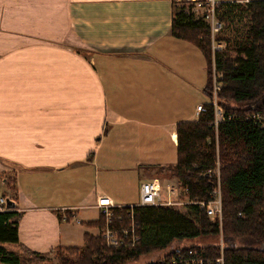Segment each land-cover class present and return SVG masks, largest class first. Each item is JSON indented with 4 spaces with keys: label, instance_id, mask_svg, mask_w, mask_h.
Instances as JSON below:
<instances>
[{
    "label": "crops",
    "instance_id": "0c3cea01",
    "mask_svg": "<svg viewBox=\"0 0 264 264\" xmlns=\"http://www.w3.org/2000/svg\"><path fill=\"white\" fill-rule=\"evenodd\" d=\"M174 4L0 0V188L15 177L6 195L33 250L97 236L99 195L134 205L143 181L177 182V124L199 118L209 73L172 34Z\"/></svg>",
    "mask_w": 264,
    "mask_h": 264
},
{
    "label": "trees",
    "instance_id": "16d2710c",
    "mask_svg": "<svg viewBox=\"0 0 264 264\" xmlns=\"http://www.w3.org/2000/svg\"><path fill=\"white\" fill-rule=\"evenodd\" d=\"M217 12L229 33L225 39L219 35V39L227 41V48L216 56V67L224 73L218 99L225 120L219 123L216 136L208 126L215 117L214 107L208 104L207 111L201 112L197 120L178 122L177 159L172 176L189 188L191 197L206 200L217 181L215 170L219 167L222 231L219 222L211 220L194 203L115 207L112 226H129L128 213L132 211L141 236L139 244L112 247L100 233L96 236L85 232L82 246L58 248L60 264H125L142 256L162 254L164 250L168 251L165 259L151 260L148 264H169L174 254L188 248L204 249L207 256L217 258L221 256V232L225 264H264V127L246 119L247 113L264 110V0L244 4L223 0ZM171 27L174 36L194 43L205 55L209 73L206 92L211 97L209 25L192 13L188 5L175 1ZM5 178L16 197L15 177ZM66 214L68 219L72 216L69 210ZM58 215L63 216L60 211ZM21 217L22 213L16 209L0 212V264L48 259V254L37 252L19 240ZM106 223L101 213L98 220L86 224L102 229ZM209 237H217L218 241L202 242Z\"/></svg>",
    "mask_w": 264,
    "mask_h": 264
},
{
    "label": "built area",
    "instance_id": "2783aa9c",
    "mask_svg": "<svg viewBox=\"0 0 264 264\" xmlns=\"http://www.w3.org/2000/svg\"><path fill=\"white\" fill-rule=\"evenodd\" d=\"M176 2L185 3L188 5L196 16L201 17L210 27V41L212 49V96L210 103H201L197 109L201 112L207 111V105L214 107V119L209 123V127L218 135V126L221 121L225 120V111L218 99L219 91L223 86V71L216 67V56L219 52L227 48V41L219 39L220 32L224 29V23L219 18L218 6L220 0H175ZM250 1V0H245ZM246 119L251 120L253 123L264 127V110H255L246 114ZM217 181L209 191V197L200 199L198 197H191L189 195V188L178 180L173 184L166 187L163 186L161 180L157 177L145 180L140 185V201L134 205H127L134 207L137 206H153V205H180V204H198L203 208L207 215L213 221H218L222 231L223 220V200H222V187L220 180L219 167L215 170ZM165 189L166 197L163 195ZM8 199H12L7 195H0V212L13 210L9 207ZM13 200V199H12ZM96 206L100 209L101 213L105 216L106 224L102 231V236L108 246L112 247H134L139 244L141 236L137 230L136 221H134L133 212L130 211L128 216L131 218V223L128 227L121 226L120 228L113 227L112 223L115 218L113 208H122L123 206H116L113 199L107 195H99ZM63 219H68L64 214ZM122 216H118L120 219ZM222 233V232H221ZM224 240L223 236L220 241L221 256L214 258L207 256L204 249L189 248L187 250L178 252L168 260L169 264H225L224 262Z\"/></svg>",
    "mask_w": 264,
    "mask_h": 264
},
{
    "label": "rangeland",
    "instance_id": "374dc122",
    "mask_svg": "<svg viewBox=\"0 0 264 264\" xmlns=\"http://www.w3.org/2000/svg\"><path fill=\"white\" fill-rule=\"evenodd\" d=\"M220 1H223V0H220ZM231 1H237V2L242 3V4H244V3L247 2L245 0H231ZM219 35L222 37V39H225V38H227L229 36V33H228L227 29L226 30L223 29L220 32ZM232 54H235V53L232 52ZM210 101H211V99L209 97L208 103H210ZM0 181H1V175H0ZM2 194L12 195V191H8V189H6V188H2V189L0 188V195H2ZM104 228L105 227H103L102 229L100 228L99 233L101 235L103 233L102 231L104 230ZM222 236H223V234L221 233L220 234V241L222 239ZM223 240H224V238H223ZM217 241H218V238L217 237H209V238H206V239H203L202 240V242H204V243H208V242L214 243V242H217ZM194 242H198V241L196 240ZM187 244L188 243H182V245H187ZM239 244H243V242H239ZM164 251L161 252L163 255L160 254V253L159 254L156 253V254L151 255V256L150 255H148V256H142L140 259H138L136 261L126 262L125 264H148V262L151 261V260L152 261L153 260L157 261L158 259H165L166 253L168 251L167 250L165 252ZM46 254H48V253H46ZM60 256H61L60 253L57 252V250H56L53 253L48 254V259H43L42 258V260H36L35 258H30L28 264H60Z\"/></svg>",
    "mask_w": 264,
    "mask_h": 264
},
{
    "label": "water",
    "instance_id": "95a60500",
    "mask_svg": "<svg viewBox=\"0 0 264 264\" xmlns=\"http://www.w3.org/2000/svg\"><path fill=\"white\" fill-rule=\"evenodd\" d=\"M14 201L12 199H8V205L9 207H14Z\"/></svg>",
    "mask_w": 264,
    "mask_h": 264
},
{
    "label": "bare ground",
    "instance_id": "6f19581e",
    "mask_svg": "<svg viewBox=\"0 0 264 264\" xmlns=\"http://www.w3.org/2000/svg\"><path fill=\"white\" fill-rule=\"evenodd\" d=\"M211 99V98H210ZM106 195V194H105ZM110 197V196H109ZM104 238V237H103ZM140 242V241H139ZM189 249V248H188ZM220 250V249H219ZM220 257V256H219ZM216 264V263H215Z\"/></svg>",
    "mask_w": 264,
    "mask_h": 264
}]
</instances>
